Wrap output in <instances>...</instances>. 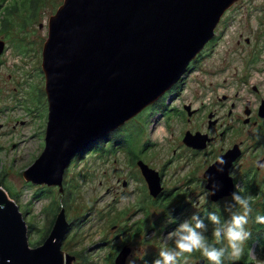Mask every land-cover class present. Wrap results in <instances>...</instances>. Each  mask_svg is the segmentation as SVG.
<instances>
[{
    "label": "rangeland",
    "instance_id": "1",
    "mask_svg": "<svg viewBox=\"0 0 264 264\" xmlns=\"http://www.w3.org/2000/svg\"><path fill=\"white\" fill-rule=\"evenodd\" d=\"M13 1L3 0V5ZM62 1L40 0L34 15L17 12L8 31H0V38L5 42V50L0 55V186L18 205L27 225L33 224L28 230L31 247L39 245L32 244L40 239L42 230L53 219V211H58L54 203L62 199L69 228L61 247L76 256L71 264H113L115 253L123 245L130 248L124 264L129 259L135 264H152L162 248L174 246L166 239L167 234L184 219L199 212L207 215L218 211L227 213V218L230 215L226 211V204L231 203L229 198L211 201L202 176L217 153L184 147L180 139L182 129L194 128L197 124L168 116L173 106L179 108L191 100L203 111L217 109V115L236 125L237 131H230L227 137L244 140L247 152L234 167L236 178L249 170V164L255 169L256 158L263 157L264 123L258 127L244 126L229 117L227 111L233 100L238 104L237 109L243 108L244 101L253 106L254 85L264 95V0L235 2L221 17L214 37L202 49L183 88L165 98V113L161 114L162 106L153 110L144 108L117 132L108 133L110 139L122 137L123 145L114 144L98 153L102 150L100 147L97 154L87 152L71 161L62 179L61 194L56 187L47 189L25 181L21 172L43 148L47 101L41 49L47 37L48 19ZM245 78L246 85L242 82ZM223 96L229 100L225 101ZM200 120L199 127L204 130L207 123L204 113ZM218 131L220 127L214 131L212 149L218 148L219 143L226 145L228 140L220 138ZM255 145L258 152L251 156L249 150ZM127 148L131 155L139 156L161 174L160 184L172 190L171 196L159 200L149 195ZM249 179L258 191L256 195H249L257 200L264 198V169L255 170L243 182ZM49 205L53 211L48 210ZM212 227L208 223V241H216ZM222 245L227 247V241ZM246 245L247 242L240 256L228 255L230 264H249L251 260L264 264V249L258 248L255 242L241 260ZM197 253L186 257L188 264H199Z\"/></svg>",
    "mask_w": 264,
    "mask_h": 264
},
{
    "label": "water",
    "instance_id": "2",
    "mask_svg": "<svg viewBox=\"0 0 264 264\" xmlns=\"http://www.w3.org/2000/svg\"><path fill=\"white\" fill-rule=\"evenodd\" d=\"M237 1L63 0L48 19L41 49L47 101L44 145L22 170L23 179L57 186L61 191L72 156L118 129L169 90L214 37L221 17ZM4 50L0 38V55ZM186 109L190 114L188 106ZM259 114L264 117V102ZM207 140L205 134L189 131L182 138L185 145L198 150L205 148ZM239 154L236 144L204 170L211 201L234 192L230 166ZM220 158L228 162L223 173L216 171ZM263 161L264 157L257 162L258 169ZM136 165L149 195L156 198L163 189L159 172L142 159ZM209 175L219 185L217 190L212 189ZM68 228L61 208L48 236L31 247L22 212L0 186V264H71L75 256L61 247ZM129 252L128 246H121L113 264H124Z\"/></svg>",
    "mask_w": 264,
    "mask_h": 264
},
{
    "label": "clouds",
    "instance_id": "3",
    "mask_svg": "<svg viewBox=\"0 0 264 264\" xmlns=\"http://www.w3.org/2000/svg\"><path fill=\"white\" fill-rule=\"evenodd\" d=\"M227 161L220 158L216 171L223 173ZM231 178V176H230ZM209 181H213L212 189L217 190L219 185L215 183L214 177L209 175ZM231 203L226 204V211L230 213L227 219L222 218L215 212H209L206 217L194 213L189 218L181 221L166 239L173 242L172 247H164L159 251L158 258L152 264H188L187 256L199 252L207 261V264H224L226 255L238 257L243 252V245L251 238V231L247 225L252 219L253 201L252 197L241 195L234 191L231 195ZM234 209H236L234 211ZM171 215V211H169ZM207 221V222H206ZM255 223L264 224V215L257 214ZM208 223H211L212 236L217 243L227 241V247H217L208 242L206 232ZM127 264H135L134 260H127Z\"/></svg>",
    "mask_w": 264,
    "mask_h": 264
},
{
    "label": "flooded vegetation",
    "instance_id": "4",
    "mask_svg": "<svg viewBox=\"0 0 264 264\" xmlns=\"http://www.w3.org/2000/svg\"><path fill=\"white\" fill-rule=\"evenodd\" d=\"M248 41V40H246ZM208 43V42H207ZM205 47V46H204ZM204 49V48H203ZM202 51V50H201ZM199 56H201V52L197 54V56H195V58L193 60H191V62L188 64L187 68H186V71L184 72L183 76H181V78L171 86V88L169 90H167L159 99L158 101L152 103L151 105L147 106L145 109L146 110H153L155 109L156 107L158 106H162V112L161 114L165 113V105L167 104H164V100L165 98L171 94V93H174V92H180V90L183 88L184 86V83H185V80H186V77L188 75V73L191 71V68H194L195 67V62H197V60L200 58ZM247 81V78L243 79V84L246 85V82ZM252 90L253 92H255L256 94L253 96L256 98V101L255 103L253 104V106L250 105V102L249 101H244V104H243V108L241 109H237L236 107H238V104H236V101H231L230 103V109L227 111V115L229 117H234V119H236L237 123H242L244 126H253V127H258L260 125H262L264 123V117H262L260 114H259V106L261 105L262 102H264V95H262V93H260V89L257 87V86H252ZM238 95V94H237ZM223 97H226V96H223ZM224 98L225 101L229 100ZM177 100V99H176ZM186 106H188V111L190 112V114L187 112V109H186ZM171 108V107H169ZM144 109V110H145ZM237 112V113H236ZM201 113H204L205 116H206V119H207V123H206V128L203 130L202 127H199V122H201L200 120V116H201ZM218 114V110H213V111H203L201 110V107L200 106H194L192 101L189 100L187 104H184L182 103L181 104V107L177 108L175 106H173L171 108V113L170 115L168 116H171V117H181L182 119H185L186 122H191V121H195L197 126H195L194 128H186V129H182L181 133L182 134V138L184 136V133L186 131H189L191 133H195V132H200L201 134H205L206 135V138L208 139L207 140V143H206V146L205 148L203 149H194V148H191L187 145H185L183 142V145L184 147L188 148V149H192L196 152H202V151H205V150H213V152L217 153V156L213 157L214 160H216L220 155L224 154L227 150L231 149L234 145L238 144L239 145V150H240V154L231 162V166H230V175L233 177V180H234V183H235V188H234V191H240L244 188V185L245 183L243 182V180L245 181L246 178H249L251 177V175L255 172V170H258V171H262L264 169V161L261 165V167L258 169L257 168V162L262 159L264 157V154H262V158H256L258 160H256V164H255V169L253 168V165L249 164L250 165V168L249 170H247L243 175L239 176L238 178H236L235 174H233L234 172V167L236 166V164L238 163V161L244 156V154L246 152V149H244V140H234V139H231L227 137V134L230 133V131H237L235 128L236 125H232V121H228V120H224L222 115L219 116L217 115ZM186 115V117H185ZM224 122V123H223ZM219 128L220 127V131H218V136L220 138H228V140L226 141V145H223L222 143L218 144L219 147L216 148V147H213V149L211 148L213 145H214V140H215V134H214V131L216 128ZM180 137H181V134H180ZM182 138L181 141H182ZM233 138H235L233 136ZM94 143L93 142L91 145H89L85 151L83 152H79L77 154H75L74 156H72L71 160L69 161V163L72 161L74 162L76 159L82 157V155H84L85 153L89 152V153H96L95 151V148H94ZM43 145H44V138H43ZM216 148V149H215ZM102 152V151H101ZM255 152H258V147L255 145L253 146L252 148H250L249 150V154L251 156H253V154ZM100 153V152H98ZM140 158H136L135 159V162L136 160H138ZM69 165V164H68ZM160 174V173H159ZM161 176V174H160ZM249 176V177H248ZM251 181V180H250ZM239 184V185H238ZM240 185H241V189L240 188ZM42 186H44L45 188H49L51 186H47V185H44L42 184ZM53 187H56L58 192L62 194L61 191H63V181H62V190L59 191V187L57 186H53ZM146 188H147V185H146ZM148 191V189H147ZM171 193H172V190H167L166 189V185L163 183V189L161 191V193L154 199H159V200H162V198H165V197H169L171 196ZM225 198V197H224ZM229 199L231 198L228 197ZM221 200V199H220ZM199 213H203V212H199ZM205 213L201 214L200 216H202V218H204V215Z\"/></svg>",
    "mask_w": 264,
    "mask_h": 264
},
{
    "label": "trees",
    "instance_id": "5",
    "mask_svg": "<svg viewBox=\"0 0 264 264\" xmlns=\"http://www.w3.org/2000/svg\"><path fill=\"white\" fill-rule=\"evenodd\" d=\"M39 2H40V0H14L12 3H8V4H4L3 5V0H0V14H1L0 15V25H1L0 31H2V32H7L8 31L9 27H11V25L13 24V20L14 19H13L12 16L14 14H16L17 12L18 13L20 12V14H22L23 11H27L28 13H31L32 15H34L36 13V11H37ZM117 131H118V129L113 131V132H111L110 134H112L114 132H117ZM110 134H107V135L101 137L100 139L94 141L95 142L94 143V148H95L96 144L98 143L97 150L95 149V151H98V149L100 147L102 148L101 151H103V148L108 147V150H109V147L110 148L113 147L114 144L123 145V138L122 137L119 136V137H117L115 139H110ZM126 150L128 151L131 159L133 160L132 162L136 163L135 159L137 157L139 158V156L131 155V151L128 148ZM101 151H98V152H101ZM94 154H97V153H94ZM0 185H1V179H0ZM239 192H240L241 195H244V196H248L251 193L253 195L254 194L256 195L258 193L254 183L252 182V179H251V181H247L245 183L244 188L242 190H240ZM8 193H9L10 196H12V198L15 197V195H11L10 194L9 190H8ZM61 200L62 199H60L58 203H54V205H56L58 211L61 208H63V205H64L63 200L62 201ZM229 200L231 201V198ZM252 201H253V209H254V211L252 213V219H250L249 224H248V229L251 231L252 235H251V238L247 241V245L245 247L246 249H245L244 255L241 257V260H243L245 258V256L247 255V251L251 248V245L254 242L256 243L258 248L260 247V248L264 249V224H258V223H255V221H254V217L257 214L264 215V198H262L261 200H257L255 198L254 199L252 198ZM209 207L212 208L211 206H209ZM48 208H49L48 210L53 211L52 205H49ZM235 210L236 209H234V211ZM54 212L55 211H53V215H54L53 219H51V221L48 224V226L44 230H42L40 239H38L32 245L42 243L43 240L48 236L49 231L51 229V226L53 224L55 215L57 214V212L56 213H54ZM201 214H203V213H199L198 215H201ZM216 214L220 215L222 218H225V219L227 218V213L226 214H222L221 212L217 211ZM203 216L205 217L206 214H204ZM32 225H33L32 223H28V225H27L28 226V230H31L33 228ZM208 242L211 243V244H214L217 247H224V245H222V242L221 243H217V241H211V240H209ZM116 253H115V255H116ZM197 254L200 257V259L203 260V263L207 264V261L202 257V255L199 252ZM71 255H74V253H72ZM75 258H76V256H75ZM224 264H230V260H229L228 255H226V257H225ZM249 264H256V261L255 260H251Z\"/></svg>",
    "mask_w": 264,
    "mask_h": 264
}]
</instances>
